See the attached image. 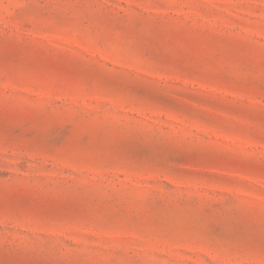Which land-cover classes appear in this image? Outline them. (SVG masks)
<instances>
[{"label": "rangeland", "instance_id": "rangeland-1", "mask_svg": "<svg viewBox=\"0 0 264 264\" xmlns=\"http://www.w3.org/2000/svg\"><path fill=\"white\" fill-rule=\"evenodd\" d=\"M0 264H264V0H0Z\"/></svg>", "mask_w": 264, "mask_h": 264}]
</instances>
